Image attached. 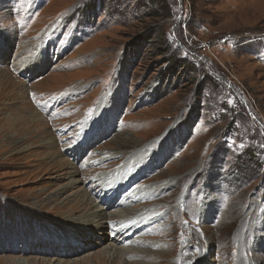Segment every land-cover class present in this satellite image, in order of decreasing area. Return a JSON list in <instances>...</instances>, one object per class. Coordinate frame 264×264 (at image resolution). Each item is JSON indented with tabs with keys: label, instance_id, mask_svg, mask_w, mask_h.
<instances>
[{
	"label": "rangeland",
	"instance_id": "1",
	"mask_svg": "<svg viewBox=\"0 0 264 264\" xmlns=\"http://www.w3.org/2000/svg\"><path fill=\"white\" fill-rule=\"evenodd\" d=\"M113 245L264 264V0H0V264Z\"/></svg>",
	"mask_w": 264,
	"mask_h": 264
},
{
	"label": "bare ground",
	"instance_id": "2",
	"mask_svg": "<svg viewBox=\"0 0 264 264\" xmlns=\"http://www.w3.org/2000/svg\"><path fill=\"white\" fill-rule=\"evenodd\" d=\"M35 104V103H34ZM80 146V145H79ZM57 161H55L51 166H49V168L47 169L48 171L47 172H51V169L52 168H57L59 167L56 163ZM85 175V174H84ZM111 179V178H110ZM75 178L73 177L72 178V182H75ZM120 182V179L119 181H115V180H109V178L107 177H103L100 185L102 184L103 188L107 189L109 186H111L112 184L114 183H118ZM115 187V186H114ZM75 207V206H74ZM95 207V206H94ZM92 207V208H94ZM91 208V209H92ZM100 209V208H99ZM72 211H75L74 208L71 209ZM105 211V209H100L98 212H95V211H92V213L90 214V216H82V220H85V221H89L88 223L87 222H84V223H87L89 226H91L92 228H98L99 230V233H102V234H107L109 231V233H111V235H116L118 233H122L124 232L125 230H129L132 226L136 225V224H133V222H128V221H125L124 219H120V220H117L116 222H109V221H106V218L104 217V213L102 211ZM88 217V218H87ZM47 218V217H46ZM66 221H68L67 219H65ZM78 222L80 223H83V221H81L80 219H77ZM69 222V221H68ZM108 223V224H107ZM61 227H65V223H62L60 224ZM57 227V226H56ZM65 230V229H64ZM91 230H96V229H91ZM103 236V235H102ZM105 237V236H104ZM103 237V239H105ZM134 248L137 250V251H143L145 253L149 252L151 249H152V245L149 243V244H145V247L144 248H140V247H137V246H134ZM118 249V248H117ZM117 249H116V246H112L111 247V250H108L106 252V256L109 255L110 257L113 256V259L111 261V264H114V258H115V254L117 253ZM119 253L121 254L122 251L120 249H118ZM116 256H119L116 254ZM120 259V258H119ZM121 260V259H120ZM122 262L123 264V260L120 261V263ZM162 262V261H161ZM160 262V263H161ZM130 264H133V263H130Z\"/></svg>",
	"mask_w": 264,
	"mask_h": 264
}]
</instances>
